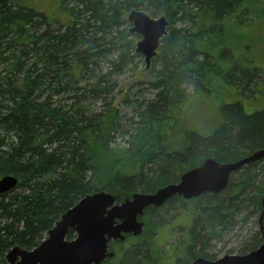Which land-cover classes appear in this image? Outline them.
I'll return each mask as SVG.
<instances>
[{"label":"trees","instance_id":"trees-1","mask_svg":"<svg viewBox=\"0 0 264 264\" xmlns=\"http://www.w3.org/2000/svg\"><path fill=\"white\" fill-rule=\"evenodd\" d=\"M55 2L62 19L48 18L31 0H0V61L4 69L11 71L0 75V178L17 179L12 191L0 195V264L14 246L26 250L38 246L59 217L87 195L105 191L122 202L134 193L153 194L178 182L183 173L205 159L230 163L264 149V112L257 109L248 114L239 102L221 106V110L230 107L220 114L222 122L210 136L186 130L178 142L169 141L171 131L180 119L182 122L188 87L195 85L196 92H203L194 95L206 96L221 82L230 80L237 90V82L255 77L240 70L260 72L246 53L239 61L235 52L252 48L242 45L246 30L249 40L255 28L256 39L264 35V24L256 26L264 23V0ZM132 9L152 18L163 16L168 27L149 68L157 67L148 83L154 95L146 102L124 97L122 102L131 108L135 121L128 122L131 128L122 130L118 110L111 105L116 84H110V77L121 72L135 54L133 42L138 37L127 31L130 24L126 20ZM54 23L59 27L51 30ZM4 38L9 40L6 45L2 43ZM12 45L21 48L19 55L8 51ZM113 53L117 56L109 63L110 72L93 76L100 62ZM31 54L34 61L24 70L18 58ZM210 58L212 62L207 63ZM37 66L40 71L35 72ZM80 81L85 82L83 87L77 86ZM69 89L73 98L81 96L80 90L101 98L97 100L104 103L102 111L84 117L51 108V96L48 101L41 100L46 91L59 95ZM120 129L125 146H112ZM243 146L248 147L244 154L239 153ZM258 164L243 168L252 171L245 180V176L233 179L242 170L233 175L226 199L219 195H203L190 201L175 197L163 206L176 202L173 208L190 215L184 242L173 247L175 264L177 255L186 264L197 257L217 258L207 251L210 243L232 222L235 209L241 207L238 199L245 187L251 186L249 177L257 178ZM258 186L255 196L247 200L261 211L264 182ZM156 212L154 208L145 210L142 235L129 237L125 246L112 245L114 262L119 258L122 264L172 262L157 243L159 227L152 218ZM67 238L71 240L73 234ZM259 244L260 238L255 237L237 255Z\"/></svg>","mask_w":264,"mask_h":264},{"label":"rangeland","instance_id":"rangeland-1","mask_svg":"<svg viewBox=\"0 0 264 264\" xmlns=\"http://www.w3.org/2000/svg\"><path fill=\"white\" fill-rule=\"evenodd\" d=\"M55 1L57 0H31V4L35 8L42 11L50 19H62L63 14L59 10V6ZM182 23L183 26L187 25V22ZM57 24L58 23H54L53 25H51V30H56L57 27H59ZM263 24V22H258L256 26L261 27ZM176 25L179 27V24ZM124 27H126V25H124ZM130 28L131 25L127 28L128 32ZM254 31L255 32L252 39L249 40L250 34L247 30L243 35L245 36V39H241L243 46L249 44L250 46L252 45V48L249 49L248 52L244 49L240 50L241 48H238L235 52V56L237 57V59H239V61H242V56H246L247 54L248 57H250L249 59L253 67H258L262 71L260 70L259 72L258 70H253L250 73V71L240 70V72H246L255 77L250 80L251 78L248 76L247 79L249 80V82L247 81V79H242V81L237 82L238 85H235L237 86L235 87L237 88V90L232 87V83H230V80H225L221 82V85L216 87V91H213L211 94L206 96L201 94L194 95V93L203 92H196L194 90L196 87L195 85L188 87L184 93V96H186V98H189L187 104L185 105L182 122L180 119L176 128L171 131L172 138H169V141L178 142L184 137L183 133L186 132V130H190L195 134L203 137L210 136L213 130L216 129L217 126L220 125L222 122V117L220 114L224 113L226 109L236 104L237 102L243 104L244 110L248 114L252 113L253 110L256 111L257 109V111L264 112V35H261V39H256V37L258 36V29L255 28ZM138 40L139 38L134 39V49ZM8 41L9 40L7 38H4V40H2V43L5 44ZM20 49L21 48L19 47L13 46L9 48L8 51L14 52L19 55ZM21 52L24 53L26 52V50H24V52ZM116 54L117 53L107 55L105 57V61H101L100 66L94 69L96 73L93 76H104L106 73H109V63L116 58ZM199 59H201L200 56ZM227 59L229 58L227 57ZM18 60H21L23 62V69L27 70L28 67L30 68L32 62L34 61V58L31 54L26 58L19 57ZM211 62L212 59L210 58L207 63ZM242 65H245V63H242ZM144 67L145 65L143 57L135 53L134 56H132L130 61L128 62V65H126L121 72L110 77V84H116L112 92L114 100L111 105L118 110V122L120 127H122V130H127V128H131L130 125H127L128 122L135 121V114L133 113L131 108L129 106L124 105L122 102L124 97H128L130 101L136 100L139 102H146L154 95V92L148 89V83L153 80V71H155L157 67L155 66L153 68L154 70H145ZM37 69L38 70H36L35 72L40 71V66L39 68L37 66ZM234 70L236 71L237 69L234 68ZM253 72L255 75L252 74ZM10 73L11 71H9V69L7 68L4 69V64H2V62L0 61V75L6 76V74ZM155 76L157 78V74ZM233 82H235V80ZM83 85H85V82L82 83V81H80L77 86L83 87ZM240 89L242 90L241 92H239V94L238 90ZM71 93L72 90L69 89L65 92H61L59 95H53L49 90L45 92V94L41 97V100L48 101L47 98L51 96L49 100L51 108H61L65 111H71L73 114L78 113L79 115L84 117L98 114L102 111L104 103H102V99L98 97L100 94H97V97L101 100H97L98 98H96V95H90L88 92H84L83 90H80V92L78 93L81 95L78 98H73L74 94L72 95ZM102 95L103 97H105L104 94ZM39 100L40 99H36V102H38ZM223 105L230 106H226L225 109L221 110L220 108ZM121 129L120 131H118V135L116 134L114 136V142L112 146H125L123 141L126 138L124 137L123 139L119 137ZM169 134L170 132L167 133V136H169ZM247 151L248 147L243 146L239 150V153L244 154ZM255 168V171L257 172V178L250 179L249 177V184L251 186L245 187V189L243 190L242 197L238 199V202H240L241 207L236 208L237 210L235 209L232 222L228 223L227 227L225 228L227 230H223L219 234V236L210 243V248L207 250L210 253L216 254L217 258H220L225 255H237V252L242 249L244 245L249 243L253 238H260V211L253 207L251 201L247 199L248 197H250V195L255 196V188L259 187L258 185L264 182V162L259 163ZM251 172L252 171H250V169L246 171L242 169V171L235 175L233 179L236 181L238 177L245 176L243 178V180H245ZM229 193V190H227L220 194L219 197L222 199H226V197H229ZM175 204L176 202H174L173 206L168 205V207L166 208L163 207L157 210L156 214H154L152 217L153 222H155L154 225H157V227H159L157 243L160 244L161 250L168 257H170V259H168V261L170 262L173 260V247L175 245H181L184 242L185 234L188 228L186 225L190 221V215L188 213H183L182 209L173 208L176 206ZM178 256L179 255L175 256V262H177V264H186L181 255L179 256L180 258ZM120 261V258L119 260L117 259L115 264H122V261ZM173 263L174 261H172L170 264Z\"/></svg>","mask_w":264,"mask_h":264},{"label":"water","instance_id":"water-1","mask_svg":"<svg viewBox=\"0 0 264 264\" xmlns=\"http://www.w3.org/2000/svg\"><path fill=\"white\" fill-rule=\"evenodd\" d=\"M127 21L132 25L130 32L140 37L135 51L144 57L145 69H148L160 40L166 35L168 23L164 17L151 19L137 10L128 14ZM262 160L264 149L234 163L220 164L207 159L184 173L177 184L161 188L153 195L133 194L120 203L106 192L87 195L60 216L37 247L30 251L19 246L11 248L4 264H102L113 258V253L108 251L110 241L123 242L126 236L137 237L142 233L143 223L137 218L146 208H161L176 196L190 200L205 193L219 194L226 189L232 173ZM16 185V178L2 177L0 195L12 191ZM263 216L264 209L259 217L262 242L257 249L242 256L226 255L213 261L199 257L192 264H264ZM70 231L75 238L66 241Z\"/></svg>","mask_w":264,"mask_h":264},{"label":"bare ground","instance_id":"bare-ground-1","mask_svg":"<svg viewBox=\"0 0 264 264\" xmlns=\"http://www.w3.org/2000/svg\"><path fill=\"white\" fill-rule=\"evenodd\" d=\"M132 11H134V10H132ZM130 12H131V11H130ZM130 12H129V13H130Z\"/></svg>","mask_w":264,"mask_h":264}]
</instances>
